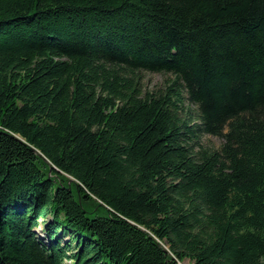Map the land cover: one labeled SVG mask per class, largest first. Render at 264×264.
Here are the masks:
<instances>
[{"label": "trees", "instance_id": "1", "mask_svg": "<svg viewBox=\"0 0 264 264\" xmlns=\"http://www.w3.org/2000/svg\"><path fill=\"white\" fill-rule=\"evenodd\" d=\"M186 260L264 264V0H0V264Z\"/></svg>", "mask_w": 264, "mask_h": 264}, {"label": "rangeland", "instance_id": "2", "mask_svg": "<svg viewBox=\"0 0 264 264\" xmlns=\"http://www.w3.org/2000/svg\"><path fill=\"white\" fill-rule=\"evenodd\" d=\"M145 80H146L145 82H147V86L150 89H153L157 86H161L165 80V77L161 74H150V73H148L146 75ZM192 108L195 111V113H197V111H198L197 107L195 105H193ZM223 141L224 140L222 138L216 137V136H211V135H206L203 138V143L206 146H210L213 148H220L221 145L223 144ZM43 228H44V226L42 225L41 227L36 229V232L41 236H47L46 231H44ZM65 240H67V239H65ZM179 264H191V263L189 260H186L184 262H179Z\"/></svg>", "mask_w": 264, "mask_h": 264}]
</instances>
